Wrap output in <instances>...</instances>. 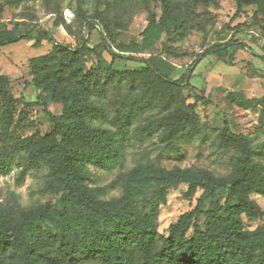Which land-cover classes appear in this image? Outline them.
<instances>
[{
	"label": "trees",
	"instance_id": "trees-1",
	"mask_svg": "<svg viewBox=\"0 0 264 264\" xmlns=\"http://www.w3.org/2000/svg\"><path fill=\"white\" fill-rule=\"evenodd\" d=\"M151 1L160 8V20L178 23L175 33L181 38L199 28L198 19L206 17L210 6H218V0H143L150 25L157 22L149 9ZM19 2L0 0V20L6 5ZM44 3L46 11L55 15V25L74 34L59 2L45 0ZM128 3L115 0L111 5L113 14L96 10L87 15L82 0H77V24L88 31L95 27L104 30L109 43L118 51L105 43L113 60L134 59L122 54L131 50L118 39L119 32L136 23L135 19H126L125 14L136 13L140 1L128 0ZM236 6V16L244 6H256L257 13L264 16V0H236ZM26 17L34 19V16ZM29 29L18 24L11 29L0 28V48L20 40H32ZM45 34L34 44L47 38L53 43L52 50L30 58L27 69L34 85L65 107L60 116L53 118L50 132L14 137L11 147L23 152V169L45 164L50 173L46 189L59 193V199L58 203L48 201L30 208H0V264H264V225L247 230L242 220L243 215L250 219L261 216V207L251 195L264 196V165L254 159L249 136L233 132L230 124L224 122L218 134L219 145L237 151L232 171L226 175H216L203 168L165 169L154 162L141 161L117 175L116 182H124L120 196L98 199L88 185L90 171L86 164L90 159L108 157L112 134L86 120L89 114L104 113L89 99L92 83L100 76L97 70L85 71L86 56L96 51L84 42L73 47L57 42L47 31ZM241 49L251 51L250 46L233 37L215 43L199 53L189 72L178 79L161 71L156 56L144 59L140 68L124 71L115 70L113 61L107 63L100 56V68L105 85L116 79L139 82L141 99L160 100L161 114L138 124L136 132L142 138L160 132L163 140L171 142L179 131L199 125L198 103H210L204 92L193 102L183 92L184 87L194 89L190 80L197 63L207 55L221 56ZM261 101L264 114V97ZM33 106L16 98L8 88V78L0 75L1 168L8 166L4 142L15 127L31 123L28 114ZM128 113V108L117 113L121 124ZM178 183L188 184L192 192L202 189L204 196L220 188L225 191V198L208 196L207 207L200 204L185 213L164 236L158 230L159 206L167 195L163 186ZM150 189L153 196L146 212L139 198ZM199 216L204 219L202 225L196 223ZM191 228L194 231L189 236Z\"/></svg>",
	"mask_w": 264,
	"mask_h": 264
},
{
	"label": "rangeland",
	"instance_id": "rangeland-1",
	"mask_svg": "<svg viewBox=\"0 0 264 264\" xmlns=\"http://www.w3.org/2000/svg\"><path fill=\"white\" fill-rule=\"evenodd\" d=\"M51 1L59 2L63 17L72 25L74 34H68L63 26L55 25L56 17L46 11L45 0H20L19 3L8 4L0 20V28L11 29L16 24L20 28L30 27L28 36L32 40L24 39L0 48V75L8 78V88L16 98L34 104L28 114L31 123L25 127H15L4 142V148L8 150V166L0 167V208H30L48 201L58 203L59 193L46 189L50 173L45 164L25 170L22 167L23 152L11 147L14 137L50 132L54 127L53 118L60 116L65 107L47 91L37 88L27 69L30 58L52 50L53 43L47 38L34 44L39 36L46 37V31L59 43L75 47L84 42L96 51L86 56L85 71L94 69L100 76L92 83L89 99L102 108L104 113L89 114L86 120L112 134L108 157L104 160L90 159L86 164L90 171L88 185L95 190L98 199L108 200L120 196L124 182H116L117 175L141 161L154 162L165 169L179 166L203 168L216 175L230 173L237 151L233 147L224 148L219 145L218 134L225 121L230 124L233 132L249 136L254 148V159L264 165V114L261 111L264 71L260 61L253 63L245 58L253 55L264 62V16L257 13L256 6H244L236 16V0H218V6H210L206 17L198 19L199 28L195 27L181 38L175 33L178 23L176 25L168 20H160V8L154 1L149 4V9L156 15L157 22L150 25L144 2L139 0V10L125 14L126 19H135L136 23L118 33V39L131 50L122 54L134 59L118 57L113 60L105 43L110 45L111 50L118 51L109 43L104 30L95 27L88 31L86 27L77 24V0ZM114 1L82 0V5L87 15L96 10L113 14L111 5ZM26 15L34 16V19ZM195 24L197 26L198 23ZM232 37L248 44L251 51L241 49L221 56L207 55L197 63L190 80L194 89L184 87L183 92L189 102L195 101L196 96L204 92L210 103L199 102V125L179 131L171 142L163 140L160 132L145 138L136 132L138 124L161 114L159 99H141L139 82L119 79L107 85L103 82L100 56L107 63L113 61V68L119 71L140 68L144 65V59L156 56L161 71L172 79H178L189 72L199 53ZM126 108L129 113L121 124L117 113ZM2 145L0 142V147ZM163 188L167 195L159 206L158 230L164 236L185 213L200 204L202 208L207 207L210 202L208 196L214 195L221 200L225 198V191L220 188L205 196L204 190L192 192L185 183L165 185ZM152 196L153 189H150L139 198L146 212ZM251 199L261 207L262 214L257 219L243 215V227L247 230H255L264 225V196L253 193ZM203 220L199 216L196 223L202 225ZM193 231L194 228H191L188 235L192 236Z\"/></svg>",
	"mask_w": 264,
	"mask_h": 264
},
{
	"label": "crops",
	"instance_id": "crops-1",
	"mask_svg": "<svg viewBox=\"0 0 264 264\" xmlns=\"http://www.w3.org/2000/svg\"><path fill=\"white\" fill-rule=\"evenodd\" d=\"M248 45V44H247ZM249 46V45H248ZM247 60L246 61H251V62H253L254 63V61L255 62H258V61H260L261 62V64H260V66H261V68H262V70L264 71V62L261 60V59H259V58H255L253 55H251V56H246L245 57Z\"/></svg>",
	"mask_w": 264,
	"mask_h": 264
}]
</instances>
